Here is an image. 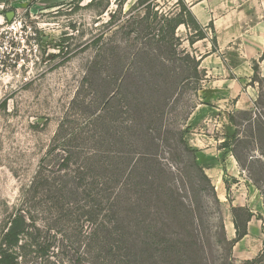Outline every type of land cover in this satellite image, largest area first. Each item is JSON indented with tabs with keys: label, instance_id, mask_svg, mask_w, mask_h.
Listing matches in <instances>:
<instances>
[{
	"label": "rangeland",
	"instance_id": "rangeland-1",
	"mask_svg": "<svg viewBox=\"0 0 264 264\" xmlns=\"http://www.w3.org/2000/svg\"><path fill=\"white\" fill-rule=\"evenodd\" d=\"M136 2L0 0V242L26 211L38 230L17 249L20 264H264V238L248 260L225 241L245 200L264 232V51L243 61L235 42L213 53L214 33L191 44L185 25L173 43L165 19L180 12L178 0H154L149 12ZM229 10L243 36L262 20L264 0L217 16ZM187 55L204 57L200 80ZM57 140L116 197L113 233L100 232L105 250L78 208L85 200L63 188L72 174L61 171L64 154L46 157ZM129 163L133 175L120 177ZM215 164L223 195L206 173ZM41 172L51 192L43 180L32 187Z\"/></svg>",
	"mask_w": 264,
	"mask_h": 264
},
{
	"label": "trees",
	"instance_id": "trees-1",
	"mask_svg": "<svg viewBox=\"0 0 264 264\" xmlns=\"http://www.w3.org/2000/svg\"><path fill=\"white\" fill-rule=\"evenodd\" d=\"M119 6H123L127 0H116ZM178 4L181 7L180 12L171 17L167 18L168 27H169V34L170 38L172 39V42L174 43L175 40H177L176 31L181 25H185L186 27L193 30V38L191 39V44H194L195 42L205 40L208 37L206 28L210 29L214 33V38L212 40V52H218V43L216 39L215 29L213 23H210L208 27L204 28L195 15L190 10L189 6L185 3L183 0H178ZM144 7L147 12L150 11L152 7H155L154 0H137L136 5L134 6V9ZM146 12V13H147ZM156 30H158L159 34L163 33L164 27L161 26L159 29L155 27ZM99 42V40L97 41ZM188 59L190 60V71L192 72V77H195L197 80H200V76L202 75V72L200 71L201 62L204 59L202 57L201 59H197L195 57L191 58L190 55H187ZM262 58H264V53L262 55ZM255 76H257V68H254ZM59 137V136H58ZM57 137V138H58ZM236 135L233 137L235 139ZM60 138V137H59ZM65 142V140H64ZM223 146L225 148H229L231 144L228 142L223 143ZM67 146L65 143H63V140H57L56 143L52 144L50 150L47 152L46 157L47 159L57 157L61 153L64 154V157L61 158V171H72V174L70 175V179L64 184L63 188L66 189L69 194L72 196L82 197V200H85V204L83 207H78L79 210L84 211L87 213V222L91 225H93L94 229V239L96 242V245L99 246L100 251L105 250L107 246V242L109 240V237H102L100 235V232H104L105 234L113 233V227H111L112 222L111 220L114 219V209H115V200L116 197L114 196V193L108 191L105 189V183H104V177L97 176L93 177L92 172L90 171V167L88 163H83V165H78L75 168L76 163H73L71 160V151L67 150ZM186 152L193 153L192 149L186 145ZM236 157V156H235ZM194 158V157H193ZM239 161L238 157H236ZM240 162V161H239ZM131 163V162H130ZM126 166L124 169V174L122 170V174H120V177H123V175H127V177H131L132 173H127L130 171V164ZM193 164L199 168V163L197 161V158H194ZM70 166H74V169H72ZM59 168V169H60ZM92 167V171H93ZM45 170V169H44ZM132 171V169H131ZM39 173L34 182L32 183V187H35V192L37 191L36 185H38L40 182H46L47 185H45L48 191H52V188H56L55 185H53V179L42 177ZM123 179V178H122ZM128 179V178H127ZM130 179V178H129ZM50 182V184H49ZM227 185V192L230 191V184L226 182ZM63 189V190H64ZM47 191V193H49ZM61 191V190H60ZM171 191V190H170ZM58 192V191H57ZM57 197L52 198V204L55 207L60 206L61 204V196H58L57 193H55ZM59 197V198H58ZM173 197L170 198L172 200ZM79 204V203H76ZM246 213L245 221L244 223H241L240 217L236 213ZM232 214L234 217V225L236 229V237L231 240L227 241V244L229 246V251L232 253L233 247L235 244L239 241H241L248 233H247V225L253 218V214L250 212L249 209L246 207H239V208H233ZM35 225H37L36 220L33 219L26 211L18 212L9 222V225L7 227V231L2 235L1 242H0V264H20V257L18 255L17 249H24L25 246L22 245L23 240L26 237H31L33 234H31L32 229L38 230ZM151 227V225H149ZM40 238V237H38ZM33 242L37 247H40L41 245L39 242H37L36 238L35 240L32 238ZM118 245V244H117ZM49 248V246H48ZM111 250V248H110ZM118 251H122L123 247L120 248L117 246ZM48 249H43V255L47 254ZM261 257L258 256L257 258L253 260L247 261L245 264H257L260 261Z\"/></svg>",
	"mask_w": 264,
	"mask_h": 264
},
{
	"label": "crops",
	"instance_id": "crops-1",
	"mask_svg": "<svg viewBox=\"0 0 264 264\" xmlns=\"http://www.w3.org/2000/svg\"><path fill=\"white\" fill-rule=\"evenodd\" d=\"M185 1L189 4L190 10L204 28L208 27L210 23H213L219 46L218 50L220 52H223L226 49L230 50V45L236 42L238 46L237 51L240 52V58L243 59V61L245 59H249L250 61L252 59H256V57L264 51V16L262 17V20H257L258 22L251 26V28H249L243 36L241 33H237L236 27L238 26V22L235 19V13L229 10L225 16H217V12L221 8H228V6L230 4H234V2L240 3V0ZM257 6L258 4L255 6L256 10ZM204 62L205 61H203L202 64ZM232 163L235 164L234 161ZM215 165L208 166L206 168V173L211 179H213L218 190L223 195L226 190L225 184L222 175H220V172L217 169V165ZM248 203L249 202H246L245 200L243 205L240 204V206L247 207ZM255 209L256 211L252 212H259L257 207ZM227 229L229 237L234 239L236 237L234 222H231L229 228L227 227ZM247 233L248 234L233 247V256L239 260L251 259L255 257L260 250L258 243H262L264 232L260 220H258L255 216H253L247 225Z\"/></svg>",
	"mask_w": 264,
	"mask_h": 264
},
{
	"label": "water",
	"instance_id": "water-1",
	"mask_svg": "<svg viewBox=\"0 0 264 264\" xmlns=\"http://www.w3.org/2000/svg\"><path fill=\"white\" fill-rule=\"evenodd\" d=\"M13 14H14V13H10V14H8V15H7V19H8V20H11L12 17L14 16Z\"/></svg>",
	"mask_w": 264,
	"mask_h": 264
}]
</instances>
